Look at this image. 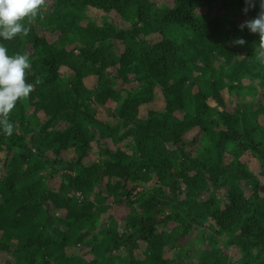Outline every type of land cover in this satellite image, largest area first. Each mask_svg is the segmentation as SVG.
Instances as JSON below:
<instances>
[{
  "label": "trees",
  "instance_id": "1",
  "mask_svg": "<svg viewBox=\"0 0 264 264\" xmlns=\"http://www.w3.org/2000/svg\"><path fill=\"white\" fill-rule=\"evenodd\" d=\"M171 1L162 8L155 0H54L53 7L48 4L49 15L26 25L28 36L0 38L8 54L29 56V82L37 77L42 81L11 113L13 134L0 130V253L12 254L14 264H181L176 257H165L167 248L179 244L177 236L159 229L174 218L184 221L177 212L179 180L196 191L203 187L189 171L196 172L197 180H211L227 191L225 208L209 218L214 236L198 264H264V197L258 176L241 169L214 173V163L191 157L184 138L197 128L209 148L234 144L264 161V142H257L249 108L243 111L241 101L233 112L225 109L224 86L215 72L213 79L207 71L193 79L194 65L202 61L209 69L214 58L238 64L243 77L259 78L260 71L247 68L260 66L264 71L254 54L259 36L228 25L225 15L213 10L217 0ZM223 4L247 7L245 0ZM90 9L102 11L115 24L89 21L82 15ZM52 27L60 33L54 41L48 35ZM183 32L190 39H171ZM238 38L246 44L231 43ZM62 68L69 80H64ZM91 76L97 78L93 88L86 81ZM260 79L256 103L261 102L257 114L263 116L264 76ZM131 84L136 88L124 92L123 86ZM156 93L165 103L164 113L153 111ZM210 99L219 107L210 105ZM94 103L111 108V121L98 119ZM143 107L148 108L146 114ZM163 115L174 120L179 131L157 134ZM126 130L135 136L140 132L137 150L102 148L105 135L116 137ZM123 141L119 136L118 143ZM95 145L104 159L88 165L84 158ZM151 173L163 186L133 195L134 184L150 182ZM58 178V189H51V181ZM165 187L170 202L162 200ZM248 187L249 198L244 191ZM171 207L173 215L163 218ZM115 210L124 223L122 232L114 227ZM104 215L112 221L106 223ZM201 220H189L180 238L193 236L204 226ZM95 234L100 241L91 250L92 259L69 252ZM220 239L227 240V247L241 249L239 263L224 253Z\"/></svg>",
  "mask_w": 264,
  "mask_h": 264
},
{
  "label": "rangeland",
  "instance_id": "2",
  "mask_svg": "<svg viewBox=\"0 0 264 264\" xmlns=\"http://www.w3.org/2000/svg\"><path fill=\"white\" fill-rule=\"evenodd\" d=\"M228 3H231V0H227ZM171 0H155V3L159 5V7H170ZM224 0H217L215 3L213 10H215L217 13H220L221 15H225L226 19L229 21L228 25H231L238 29L240 32V25L244 23L246 20L254 19L257 14L260 11L259 8V0H257L256 7L254 9H250L247 14L244 12V8H240L238 4L232 5L230 8L227 6L225 7L223 4ZM48 4L50 7H53L54 0H48ZM211 12V11H210ZM209 12V13H210ZM86 13V14H85ZM82 16H85L86 19H89L91 22H95L97 25H102L105 23L115 24V21L110 16L105 15L102 11H97L90 9L87 12H85ZM204 13V12H203ZM206 13V12H205ZM49 9L43 13L42 19L45 15H49ZM36 22V21H34ZM44 25H49V19L45 18ZM230 26V27H232ZM48 27V26H47ZM50 30V29H49ZM60 33L55 30V27H52L49 31L50 40L54 41V39L57 40L58 35ZM177 35V36H175ZM172 35L171 39H176L177 42H185V40L190 39L189 35L187 33H178ZM78 47V46H77ZM123 51V47L121 46ZM119 51V52H121ZM75 54H78L76 51ZM212 62V61H211ZM204 62H199L195 67V71L193 72V79L196 75H198V72L207 71L210 78H212V73H216V81L221 83L224 88L221 92V96L224 100L225 109L227 111L233 112L235 110V107L239 104V102H243V111L246 110V107L248 109V113L250 114V126H252L255 129L256 139L257 142H264V115L259 116L257 114L258 111V105L261 102L256 101L259 99L257 96L258 94V81H261V77L264 76V71L258 67H247L248 69H256L257 73L260 71V77L259 78H246L242 76L243 70L239 67L238 64H232V65H226L223 60L219 58H214V61L211 63L209 69L205 68ZM62 75L64 76V80H69L70 76H68L67 71L65 68H62L61 70ZM201 73V72H200ZM88 87L93 88L94 84L97 83V78L94 76H91L87 80ZM136 88L135 85H124L123 91L125 90L132 91ZM210 105L219 107V104L217 101H214L213 99L209 100ZM252 103V105H250ZM221 108V107H220ZM222 109V108H221ZM92 110L97 114L98 119L101 118L102 121H111V108L108 106H102L98 104H93ZM148 108L143 107L142 113L146 114ZM223 110V109H222ZM153 111L164 113L165 111V103L162 100V98L159 96L158 93H156V103L153 106ZM39 114H37L38 116ZM40 120L44 119L43 116L40 118ZM160 128L157 132V134L166 135L170 134L172 132H175L178 130V125L175 123L174 120L171 118H168L167 116L162 117ZM113 122H111L112 124ZM90 126H93L89 124ZM140 132L137 133L135 136L130 133V130L119 132L118 136H108L105 135L103 139L102 148L104 150H112L117 151L119 148L123 150H127L130 153H133V151L137 150V143L136 138H139ZM119 136H123L124 141L121 143H118ZM187 143L189 142L190 146L188 148L191 151V157H202L205 160H208L215 164L216 169L214 173L220 174L223 172L224 169H234L238 170L241 169L242 171H248L253 177V175L258 176V181L260 183V193L261 197H264V176L261 174V170L264 169V161L263 158L260 156L254 155V153L251 150H247L244 152H241L238 147L234 144H223L222 146H218L216 148H209L207 146V142L202 139L201 132L196 128L189 130L185 133L184 136ZM98 145H95L92 148V151L88 153V155L84 158V162L86 164H91L92 162H102L103 157H101V151L98 148ZM168 150H173L172 146H167ZM172 157V155H170ZM3 158L6 159V154L3 155ZM3 173H5L3 171ZM190 177H193V179L199 183L201 186L199 190H204L203 194L200 196H197L196 189L189 188L188 185L183 182V180H179L178 186H177V212L182 216L181 218H184V221H178L175 218L171 221H169L166 225L163 227H160L159 231H162L167 234H174L177 236V239L179 240L178 243H173L169 248H167V254L166 259H172L177 258L180 260L181 264H186L187 262H190V260H193L196 264L199 263V255L200 253H203L207 250V248L210 245L211 239L214 236L213 235V229H211V214L214 213L216 210H222L224 209V203L226 202V189L222 186H216L211 182V180H208L207 183H203L202 180H197L196 172L189 171L188 173ZM152 180L148 183L144 182H138L134 184L133 188L135 190L133 191V195H136V193H149V192H155V189L158 188V185L163 186L161 183V179L157 174L151 173ZM205 177L210 179V173L206 172ZM257 181V183H258ZM241 185L243 182L240 183ZM59 187V178L54 179L51 181L50 188L53 190H57ZM246 197L249 198L252 195V190L250 187L247 189H244ZM170 190L165 187V193L166 195L161 196L162 200L164 202H170L169 199H171V194L169 193ZM169 195V199H168ZM0 201H2V197L0 196ZM171 203L172 200H171ZM211 204H214V206H211ZM125 212L128 210L124 209ZM124 212V213H125ZM175 212V209L173 207L166 210L164 217L173 215ZM191 215V217H190ZM113 216L115 217V229H118L120 232L124 229V223L122 222V218L120 217V214L118 211H113ZM200 216H202V220L204 222L203 227H198L197 230L194 232L193 236L188 238H180V235L183 233L184 229L183 226L188 223L191 219H198ZM187 217V218H186ZM104 221L107 223H110L112 219L108 218V215H104ZM94 237H91L87 240V243L85 245L81 246H75L72 250H69L70 253H77L80 255H86L90 259H92L91 250L92 248L100 241V239L96 240ZM227 240L226 239H220V247L226 253L229 255L230 259L232 261H238L239 263L242 260V252L241 249L237 246H226ZM192 256V257H191ZM15 258L12 254L7 253H0V264H14ZM41 264V263H39Z\"/></svg>",
  "mask_w": 264,
  "mask_h": 264
},
{
  "label": "clouds",
  "instance_id": "3",
  "mask_svg": "<svg viewBox=\"0 0 264 264\" xmlns=\"http://www.w3.org/2000/svg\"><path fill=\"white\" fill-rule=\"evenodd\" d=\"M247 7L244 12L254 9L257 0H245ZM260 11L254 19L246 20L240 29L247 28L252 34L259 36L255 48V56L264 64V0H259ZM48 10V0H0V38L12 41L18 36H28L30 25L37 17H42ZM234 45L244 46L246 41L238 38L232 41ZM32 64L27 54H8V48L0 44V130L11 136L14 125L10 115L17 105L27 101L36 85L41 84L39 77L35 83L29 82Z\"/></svg>",
  "mask_w": 264,
  "mask_h": 264
},
{
  "label": "built area",
  "instance_id": "4",
  "mask_svg": "<svg viewBox=\"0 0 264 264\" xmlns=\"http://www.w3.org/2000/svg\"><path fill=\"white\" fill-rule=\"evenodd\" d=\"M79 195H80V194H79ZM79 195H78V196H79Z\"/></svg>",
  "mask_w": 264,
  "mask_h": 264
}]
</instances>
